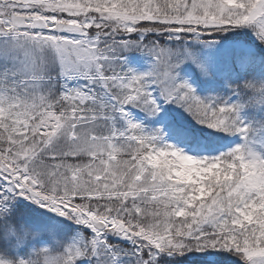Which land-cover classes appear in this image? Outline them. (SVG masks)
Wrapping results in <instances>:
<instances>
[{
    "label": "snow or ice",
    "instance_id": "snow-or-ice-1",
    "mask_svg": "<svg viewBox=\"0 0 264 264\" xmlns=\"http://www.w3.org/2000/svg\"><path fill=\"white\" fill-rule=\"evenodd\" d=\"M0 264H264V0H0Z\"/></svg>",
    "mask_w": 264,
    "mask_h": 264
},
{
    "label": "rangeland",
    "instance_id": "rangeland-1",
    "mask_svg": "<svg viewBox=\"0 0 264 264\" xmlns=\"http://www.w3.org/2000/svg\"><path fill=\"white\" fill-rule=\"evenodd\" d=\"M130 63L132 64V66H134L140 70H144L147 67L146 58H143V57L139 56L138 54H133L130 57Z\"/></svg>",
    "mask_w": 264,
    "mask_h": 264
}]
</instances>
